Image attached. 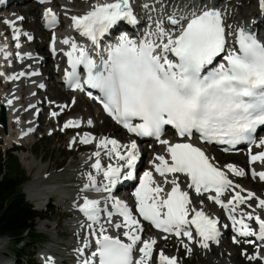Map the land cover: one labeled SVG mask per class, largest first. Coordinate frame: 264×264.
Returning <instances> with one entry per match:
<instances>
[{"label":"snow or ice","instance_id":"obj_1","mask_svg":"<svg viewBox=\"0 0 264 264\" xmlns=\"http://www.w3.org/2000/svg\"><path fill=\"white\" fill-rule=\"evenodd\" d=\"M259 4L261 10H264V0H259ZM44 16L48 26L57 22V16L50 8L45 11ZM182 19L187 20L186 26L182 27L175 38L157 25V33L153 35H158L160 43L147 40L137 45L127 37H121L119 44L109 50L107 60L102 61L99 69L88 58L84 49H77L75 43H72V51L67 53L69 63L73 69L77 64L87 66V79L84 83L104 94V109L117 123L122 124L130 133L153 136L161 144L168 145L171 163L162 155L155 157L159 161L154 164L155 171L161 177L183 173L190 180L188 187L194 188L197 194L215 193L208 199L230 213L229 218L240 236H255L264 240V218L247 214V219L254 220L258 225L257 234L243 218L236 219L231 215L237 211L239 204L253 198L252 192H248L247 197L236 192L225 203L221 196L230 188H239V185H233L223 171L214 167L200 148L190 143L170 144L169 141L160 139L165 125L175 128L182 137L196 129L205 140L219 139L224 143L236 144L249 139L258 125H264V42L240 28L235 34L238 48L227 51L225 28L219 11L204 10L199 15L193 13L191 18ZM71 20L80 34L88 37L93 44L118 22H136L129 0L95 4L85 15L72 16ZM170 22L173 25L179 23L175 18H170ZM4 23L13 27V38L18 41L20 32L15 28L14 21L5 20ZM28 38L31 39V36ZM63 43L70 42L65 39ZM16 47H20L19 43ZM3 51L0 48V52ZM77 51L79 55L74 56ZM222 54L224 62L214 65V61ZM169 55L174 59H170ZM68 75L71 78L75 76V72ZM75 87H82L79 80ZM134 119H138L140 123L133 124ZM79 123L70 120L64 127H78ZM88 123L91 124V121ZM92 139L86 134L80 142L90 143ZM259 143L264 146V139ZM109 145L112 146L110 149ZM98 146L108 149L107 155L111 157L114 153L116 159L123 162L119 166L108 165L106 170L101 168L99 159L92 165L97 171H103V177L107 181L103 190L110 192L119 180L122 168L136 167L139 159L137 144L132 141L128 145H120L116 140L105 138L99 141ZM121 148L125 149L123 153ZM94 155L99 157L100 153L96 152ZM255 161L264 162V152L250 157V162ZM226 167L236 176L245 175L242 169L231 164ZM132 175L129 171L125 179ZM257 175L260 180H264V172H253V176ZM88 180L90 184H86L84 188L95 187V177L88 174ZM165 183L172 185L166 198L161 196L164 189L156 184L152 173L144 172L135 192L136 211L157 229L176 236H186L189 240L193 238L192 232L186 230L185 226L194 225L196 233L202 238L201 246L207 248V242L216 241L219 236L218 221L210 219L203 211L189 209V194L181 190L177 179H165ZM99 205L100 201L85 197L80 211L89 221L96 223L101 212ZM114 207L123 217V223L114 226L117 229L126 228L123 236L130 242L125 243L119 237L106 234L101 226L98 234L93 233L96 235V250L83 264H97V261L98 264H149L155 239L141 241L138 233L143 229L133 217L132 210L118 200ZM259 207L264 209V199H259ZM190 211L194 212L191 220L188 218ZM112 215L113 213H108L109 220ZM138 242L142 243V247L138 249L140 257L134 260L133 253ZM256 258L258 257H249ZM159 262L176 264L175 258H169L163 252L159 254Z\"/></svg>","mask_w":264,"mask_h":264},{"label":"bare ground","instance_id":"obj_2","mask_svg":"<svg viewBox=\"0 0 264 264\" xmlns=\"http://www.w3.org/2000/svg\"><path fill=\"white\" fill-rule=\"evenodd\" d=\"M93 0H56L54 3V7H56L58 10H60L63 14V18L66 20L69 15H74L78 13L80 10L90 6V2ZM109 1V0H107ZM188 0H131L132 5L131 9L133 12V15L136 18L137 24L136 26V31H142V33H145L147 30H150L153 32V34L157 33V25L159 24L167 33L172 35L174 38L177 36V32H181L180 28L182 27L184 21L186 19H182L183 17H189L191 13V3L188 4ZM223 3L228 6V9L224 11V20H225V27L227 30V36H228V47L232 45V43L235 42V34L240 28H244L246 25H250V23L253 21V26H255V29L253 31L257 32L258 34L264 29V11L261 10L259 0H254L253 4L254 7L256 6V13L252 14V11L250 13H243V5L244 3L246 4V9H249L250 7L252 8L253 6L248 5L246 2H241L240 0H220ZM102 2V0H94L92 4H97ZM21 4L22 1H20ZM26 6L27 4L24 3ZM91 4V5H92ZM22 6L17 7L14 9V12L11 10H5L1 12L0 14V48H3L4 51L0 52V73H3V75H0V99H2V102L0 103V106H4L7 111V134H5V139L7 144H17L18 145H23L24 142L22 141H28L31 143V141L35 140V134L32 132L31 128L29 129V123H30V111L28 110L27 107L23 106V102L25 99L28 100V104L26 106H30L31 104L37 103V108L40 107V103L43 101H39L37 99V94L40 92L42 93L43 91L41 88H39V85L46 84V82H50V79L54 77L55 70L53 69L50 71L49 77L45 78L44 80L46 82H43L39 84V80H42V74L39 75L38 77H33L32 73L33 72H38L41 73L43 70V65L45 62H47L46 59H43L42 61L40 57H35L34 59H26L24 58H18V55L20 53H33V49L31 50L29 45L35 44L36 42V37L38 35L33 34L32 36V41L28 37L31 36V33L26 31V17L23 19H19L20 17H23L24 14L26 13H31L30 10L27 12H23L21 10ZM25 9V8H24ZM250 16H249V15ZM238 15V16H236ZM246 15H248V18H246ZM252 17H255L252 19ZM170 18H175L179 21V23L173 25L170 22ZM232 19H235L236 21H232ZM9 20V21H14L15 28L19 30L20 35H19V40L17 41L14 39V30L13 27L9 24H5L4 21ZM141 24V22H143ZM39 22V20H38ZM39 26L43 27L41 18L39 22ZM5 27L8 30L9 36H7V33L4 32ZM31 28H27L29 30ZM66 30V28H65ZM65 30L63 29L62 32L65 33ZM176 30V31H175ZM43 35L48 34V31L43 27ZM65 34H69L65 33ZM35 38V39H34ZM70 37H68L69 39ZM49 40H50V34H49ZM48 40V42H49ZM34 41V42H33ZM64 41V40H63ZM62 41V43H63ZM17 43H19L20 47H16ZM42 47H44L41 44ZM48 50V46H47ZM36 51V50H35ZM5 53L8 55L6 56ZM63 61L58 60L57 62H53L51 60V63H53V67L59 66ZM27 65H31L32 69L28 70L26 67ZM22 74V75H21ZM9 76H15L17 77L16 79H7ZM57 81L54 82V92L57 93V91L62 92L63 84L61 82V78L57 76ZM59 81V82H58ZM59 84L61 87L59 88ZM50 85V83H49ZM52 90L50 87L48 90ZM39 93V94H40ZM65 94V93H64ZM75 95V94H74ZM11 101V103H9ZM26 101V100H25ZM75 106L74 109H81L83 107L88 106V100H83L80 98V95H75ZM56 106V110H53V112H57V117L56 120L60 118V114L64 110H66L64 103H59L56 102L54 104ZM43 107V106H41ZM97 108V107H96ZM63 110V111H62ZM98 110V109H97ZM27 117L26 119L24 117ZM96 117V116H95ZM69 118V119H68ZM67 121H78L82 120L83 118L81 115L76 116L75 118L73 117H68ZM91 124L85 121L84 122V127L80 130L82 133L76 138L74 137L71 140V146L74 145H81L84 147H89L92 149V152L90 153H84L80 157V162L77 166V169L73 171L74 175L71 178L74 180L71 184L69 185H62L60 183L55 184L53 180V176L47 175V166L42 167L40 161L38 160H31V152L29 153H24V156L22 159L30 165V169L32 170L31 173H33L37 168V173L34 174L31 182L25 186V193H26V198L29 202L35 203L37 206L42 205L44 202L46 203V200L48 199L49 196H58V200L60 202V208L65 210L67 213H73V216L68 223L67 227H71L73 231L77 232L74 233L76 234V238H80L79 241V246H85L89 247V244L95 246V239L96 235L93 233L95 232L96 234L99 233V229L101 226L104 227L106 230V234L111 235L113 237H119L122 241L129 243L130 241L127 240L126 237L123 236V232L126 231V228H120L118 232H112L114 231V224L111 225V229L108 228V224L106 223H93L92 221H89L87 217L80 211V206L83 204V200L85 197L89 199H95L100 201V215L99 216H106L107 217V222H109V216L108 213L111 212L107 203L104 201L106 197V192L103 190V185L101 182L102 176H103V171H97L92 167V165L96 162L97 159L100 160L101 162V168L103 170H106L108 165L114 166L111 162L113 161V154L110 157L107 155L108 149H110L112 146L109 145L108 149H105L103 147H99V141L101 139H113V140H120L123 141L124 137L122 135H118L119 137H116V131L120 130L117 126H112L111 128L108 127L107 123H111V121L102 115L100 112V116L97 118H94L93 121L92 119L90 120ZM60 126L61 130L65 131L64 125ZM109 124V125H110ZM106 126L108 128H106ZM93 128H99L100 131H102V136H94L91 132ZM121 131V130H120ZM106 133L107 137H103ZM88 135L92 137V142L90 144L88 143H81V139L85 136ZM124 134V133H123ZM118 138V139H117ZM22 142V143H21ZM128 142V141H126ZM78 143V144H77ZM35 148V147H33ZM165 146L161 143H155L151 148H149L147 145L142 146V156L143 160L145 161L146 156L149 157L148 165L146 168L149 167H154V164H157L158 161L155 160V157L158 155L165 156ZM32 149V148H31ZM208 152V156L211 159V161L218 167L221 168L224 172L228 173L227 170V165L228 162H225L224 159L226 158H233L237 159L238 162L231 164L235 166L238 169H242L245 173L240 179L236 178V180L239 182V184L242 186L239 188L240 193L244 197H247L248 192H252L254 194L253 198L251 200H246L244 204H249L250 206L255 208V212L257 214H263L264 215V210L259 207V199H264V193L260 194L259 191L263 189H259L260 187L264 188V182L260 180L257 176H253L251 172H264V162L262 161H255V162H250V157L252 155H258L260 153V149L257 147H254L252 149V154H248V151L245 153H241L237 156H224L221 152H216L218 150L212 149V148H207L206 149ZM99 152L100 156L97 157L94 155V153ZM37 159V158H36ZM148 160V159H147ZM43 161V160H42ZM91 169L90 173L93 177H95V187H89L88 189H85L84 186L86 184H90L88 180V174L83 172L85 170ZM83 172V173H82ZM62 177V176H61ZM177 179V182L180 185V188L182 191H186L187 186L184 183V179L182 177H171L168 178V181H171L172 179ZM53 183H49V182ZM60 181V180H58ZM244 182L245 184H241ZM159 185L163 188L166 187L167 185H171V183H165V179L161 180L159 182ZM96 188H100V191H97ZM243 189V191H241ZM232 197H230L231 199ZM41 203V204H40ZM44 205V204H43ZM196 209L197 211H203L210 219H214L218 221L217 228L219 229V226L223 224V226H226V223H221L223 221V216L220 211V209L215 208L213 211L212 210V205L208 202V199L206 197H195V204L192 206V209ZM194 215V212L192 213ZM123 221L121 222V224ZM117 224V223H116ZM91 225V227H89ZM47 227V225H45ZM61 228V225H58ZM93 226L95 228H93ZM58 229V228H57ZM71 229V230H72ZM221 230L224 229L220 228ZM70 230V231H71ZM224 233L222 235V240H226V233L224 230H222ZM140 237L142 236V231L138 233ZM87 237V239L90 241H84V237ZM61 234H58L57 238H60ZM155 239L156 244L153 246V251L157 250V247L163 243L165 240L164 238H159V237H154L150 236L146 238L145 240H151ZM144 241V240H142ZM223 242V241H222ZM190 240H186L184 242L179 243V249L183 247L184 250L190 249V254L197 257L198 264H228L226 259H229L228 257H233V255L227 253L226 251L224 252H219L217 256L209 257L207 251H204L202 249L196 248L194 244H189ZM2 239L0 238V255L2 253ZM76 244V243H75ZM73 244L71 247L74 248L78 244ZM231 244V243H230ZM187 245V248L185 247ZM223 245H226L225 242H223ZM232 246V245H231ZM139 247H142V243H139L136 245L137 251ZM71 248V249H72ZM88 249V248H86ZM216 247H212L211 251L215 250ZM220 249V248H219ZM217 250V249H216ZM215 250V251H216ZM76 251V250H75ZM89 252V250H86V253ZM74 253V252H73ZM76 254H82V251H76ZM180 253V252H179ZM48 255H52L51 253H48ZM165 255V254H164ZM46 256V257H47ZM155 256V255H154ZM153 256V257H154ZM169 258H175L176 264H181L177 260V257L174 255H166ZM140 253L139 251L137 252L136 259H139ZM152 257V259H153ZM159 257V256H158ZM191 258V256L189 257ZM158 259V258H157ZM157 259L155 258L152 260L153 262L151 263V260L149 261V264H158ZM73 261V260H72ZM1 262V261H0ZM81 262H84V259L81 260ZM184 263V262H183Z\"/></svg>","mask_w":264,"mask_h":264},{"label":"rangeland","instance_id":"obj_3","mask_svg":"<svg viewBox=\"0 0 264 264\" xmlns=\"http://www.w3.org/2000/svg\"><path fill=\"white\" fill-rule=\"evenodd\" d=\"M58 1V0H57ZM76 1V0H72ZM241 2H246L248 5L253 6L252 8L250 7L249 9H246V4L244 3L243 7V13H250L252 11V14L256 13V6L254 7L253 1L254 0H240ZM26 6L24 3L19 4L17 6L9 7L7 8L8 10H11L14 12V9H16L19 6L21 7V10L23 12H27L30 10V14L26 13L22 17H26V27L31 28L28 31L31 33V38L33 34L38 35L36 37V42L35 44L30 45V49H33L34 53H38L39 56H41L42 59H46L47 62L44 63L43 65V73L42 75V80L41 82H46L44 80L45 78L49 77V72L52 71L53 69L55 70L56 67H53V64L49 60V55L47 51V46H48V39H49V33L48 34H42L43 33V27L39 26L40 22V12L38 11L36 5L33 2H27ZM25 8V9H24ZM4 11V10H3ZM0 10L1 12H3ZM249 15V14H248ZM248 15H246V18H248ZM249 15V16H250ZM71 16V15H70ZM238 16V15H236ZM39 20V22H38ZM236 21L235 19H232V21ZM4 32L7 33V36H9L8 30L5 27ZM35 39V38H34ZM32 41V39H31ZM34 42V41H33ZM41 44L44 46L42 50L40 49ZM40 46V47H39ZM36 50V51H35ZM23 53H20L22 55ZM53 68V69H52ZM56 74V73H55ZM57 75H54L53 78L50 79V82H46L48 84V87L52 88V90H48L47 92L44 91L42 93L37 94V99L39 101H43L40 103V106H43V111L41 114L40 118V124L41 126L38 128V130L34 133L35 134V140L31 141L29 143L28 141H22L24 142L23 145H18L20 143L15 144H7L6 139H5V134L2 126L0 125V158L3 159V163H6V166L4 168L5 174H7L9 177L13 178L16 181V184L18 182H23V189L25 193V186L28 185L34 174L37 173L38 168L31 173L30 165H28L22 158L24 156V153H29L31 154V160H38L40 163L42 162L41 166L47 168V175L53 176L56 178L53 180L55 184H62V185H69L72 180L71 178L73 177L74 173L73 171L77 169V166L80 162V157L84 153H90L92 152V149L89 147L81 146V145H74L71 146V140L76 136L80 135L82 131H70L65 129L61 130L60 126H63L62 124H65V122L69 119L68 117H73L75 118L78 115H81L83 118V121L89 122L91 119L93 121L94 118H97L100 116V112L97 110L96 105L89 101L87 107H83L81 109H74L75 106V96L73 94H70L69 92L65 91L64 88H60L61 86L56 83V85H59V88L62 89V92L57 91V93L54 92V85L57 81ZM59 82V81H58ZM50 83V85H49ZM65 93V94H64ZM81 99L84 100V97L81 96ZM26 100V101H25ZM23 102V106L27 107L26 105L30 102H28L27 99H25ZM2 102V99H0V103ZM56 102L59 103H64L66 110H62V114H60V118L56 120V118L53 117V110H56V106L54 104ZM27 103V104H26ZM96 116V117H95ZM25 119L27 118L26 116L24 117ZM68 118V119H67ZM108 127H112L113 124L107 123ZM110 124V125H109ZM106 126V128H108ZM29 128V127H28ZM91 132L94 136H102V131L99 130V128H93ZM122 135V131L117 130L116 131V137H119L118 135ZM104 138L107 137L106 133L103 136ZM118 139V138H117ZM21 142V143H22ZM78 144V143H77ZM35 147V148H33ZM149 148L151 146L148 145ZM32 148V149H31ZM19 151L14 152V154H10L11 150H17ZM22 149V150H20ZM219 152V151H216ZM144 161V166L147 167L149 157L146 156ZM37 158V159H36ZM148 159V160H147ZM240 158L233 159L231 158H226L224 159L225 162H228V164H234L238 162ZM43 160V161H42ZM147 164V165H146ZM76 171V170H75ZM91 169L85 170L83 172L85 173H90ZM82 172V173H83ZM252 173V172H251ZM253 175V173H252ZM62 176V177H61ZM60 180V181H58ZM1 181V177H0ZM52 181L49 183H53ZM58 182V183H57ZM242 185L245 184L244 182L241 183ZM259 193L263 194L264 193V188L260 187ZM26 194V193H25ZM26 201L31 204L36 210L40 209V213L42 214L44 219H38L36 221V229H37V234L38 237L37 239H41L40 243L37 241H29V243H23L20 245H16L14 241L8 238H1L2 239V253L0 255V264H39V254L51 250L52 254L53 253H64L65 255H70L76 254L75 252L77 251H72L71 246L75 244V237L77 233L73 231L71 227H67L68 223L70 222L73 213H67L65 210L60 208V202L58 200V196H49L48 199L46 200V203L44 202L42 205L37 206L35 203H31L27 200ZM41 204V203H40ZM195 204V202H194ZM193 204V205H194ZM250 207V206H249ZM44 209V210H42ZM215 207H212V210H214ZM47 225V227L45 226ZM61 225V228L58 226ZM58 228V229H57ZM220 228H223V225L220 226ZM72 229V230H71ZM71 230V231H70ZM225 231V227H224ZM42 232L48 233V235L51 237L49 239L47 235L42 234ZM61 234L60 238L58 237V234ZM147 238V233H144V236ZM225 242L226 245H223V242L219 247H216V251L212 250L210 252H207L209 257L217 256L219 252H227L233 257H228L229 259H226L228 264H260L258 260L255 259H249V257L253 256V253L255 252V249L252 247H246L245 244L243 245H236L232 242V240L228 237L226 240H222ZM231 243V244H230ZM76 245V244H75ZM232 245V246H231ZM247 245V243H246ZM79 246V243L77 245V248ZM180 244L178 242L174 241H165L161 243L158 247L157 250L154 251L153 254V259L158 257V255L163 252L165 255H174L177 257V260L181 264H198V260L196 256L193 257L192 254H190L189 249L184 250L183 247L181 250L179 249ZM220 248V249H219ZM248 248L251 249V253H249L248 256ZM76 249V247L72 248ZM67 252V253H66ZM74 252V253H73ZM180 252V253H179ZM19 254V255H18ZM48 254V253H46ZM45 254V255H46ZM191 256V258H189ZM59 259V258H58ZM184 262V263H183ZM73 263L71 260L70 264ZM152 263V261H151Z\"/></svg>","mask_w":264,"mask_h":264},{"label":"trees","instance_id":"obj_4","mask_svg":"<svg viewBox=\"0 0 264 264\" xmlns=\"http://www.w3.org/2000/svg\"><path fill=\"white\" fill-rule=\"evenodd\" d=\"M5 166L6 163L0 158V238L11 239L16 245L29 241L40 243L36 221L41 213L26 201L24 183L16 184L13 178L5 174Z\"/></svg>","mask_w":264,"mask_h":264},{"label":"water","instance_id":"obj_5","mask_svg":"<svg viewBox=\"0 0 264 264\" xmlns=\"http://www.w3.org/2000/svg\"><path fill=\"white\" fill-rule=\"evenodd\" d=\"M0 124L4 128V132L7 133V111L4 106L0 107Z\"/></svg>","mask_w":264,"mask_h":264}]
</instances>
